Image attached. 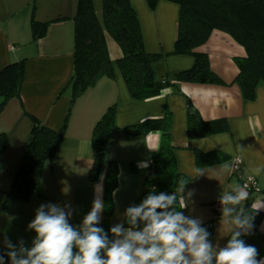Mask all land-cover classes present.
<instances>
[{"label": "crops", "instance_id": "1", "mask_svg": "<svg viewBox=\"0 0 264 264\" xmlns=\"http://www.w3.org/2000/svg\"><path fill=\"white\" fill-rule=\"evenodd\" d=\"M130 3L139 19L144 50L161 55L152 63L154 78H171L190 69L194 63L191 55L173 54L179 6L166 0H159L154 9H150L145 0H130ZM92 4L100 18L102 0H92ZM76 8L77 0H0V70L11 62L24 60L19 97L11 98L0 112V133L13 132L10 136L12 151H6L9 156L2 161L11 178L30 139V116L55 130L66 121L65 133L54 157L44 164L36 194L27 201H12L7 210L0 209V250L7 252L5 238L14 244L22 240L26 247L32 246L35 232L27 226L41 204H70L73 214L69 222L78 226L91 210L94 198L99 195L102 199L104 175L96 182L88 177L94 162L91 133L96 121L112 104H116L115 128L108 137L106 157L118 165V187L113 196L111 227L123 221L125 209L139 195L160 139L159 131L128 136L123 128L145 119L160 118L166 107L171 112V141L178 171L188 178L177 190L181 205L183 199L187 203L182 209L186 216L201 218L209 231L208 223L214 217L213 202L237 185L247 192L250 208L254 203L264 204V86L255 89L253 100H244L240 88L233 83L238 74L233 59L244 57V48L229 34L214 29L208 40L194 51L208 56L211 70L224 85L183 82L179 84L180 93L166 88L158 96L135 100L130 97L116 66L122 51L105 32L113 76L99 78L71 102L67 86L74 67L72 18ZM32 15L39 22L52 21L45 35L36 41L32 40L30 32ZM58 18L62 19L54 20ZM188 101L204 121L225 119L228 131L189 139ZM212 150L227 154L230 160L198 167L195 151ZM236 158L241 161V176L255 178V189L246 187L235 173ZM143 164L147 167H142ZM3 181L0 205L11 184L10 179ZM259 213H262L261 219L256 223L258 214H255V230L247 242L258 249V259L264 257V210ZM212 225L209 239L214 245L225 246L229 236L223 235L226 226L222 225L221 214ZM6 258L5 264H10Z\"/></svg>", "mask_w": 264, "mask_h": 264}, {"label": "trees", "instance_id": "2", "mask_svg": "<svg viewBox=\"0 0 264 264\" xmlns=\"http://www.w3.org/2000/svg\"><path fill=\"white\" fill-rule=\"evenodd\" d=\"M154 9L159 0H145ZM179 6L177 35L173 54L191 55L192 67L176 73L171 78L156 80L152 73V63L160 54L144 50L142 32L137 13L130 0H102L101 17L98 18L92 0H77L74 22V67L68 82L71 102L81 96L103 76H113L112 61L106 48L105 32L118 44L122 56L116 66L132 99L145 100L158 96L164 89L171 88L180 93L183 82L224 85L225 83L210 68L208 56L194 49L204 44L210 33L216 29L229 34L246 55L234 57L238 74L233 83L240 88L244 100H253L255 89L264 84V0H166ZM62 18L54 19L59 20ZM52 21L39 22L32 15L30 32L33 41L44 36ZM24 60L11 62L0 70V112L13 97H19L23 81ZM116 104L110 105L96 121L91 133L94 162L89 170L91 182L99 180L103 174L102 201L104 210L100 227L109 232L110 217L114 212V192L118 187V165L106 157L108 137L115 128ZM31 118L30 139L25 146L20 165L12 177L9 189L4 193L1 210H7L14 200L27 201L36 194L44 164L51 161L64 136L66 121L55 130ZM187 136L198 139L228 131L225 119L204 121L190 101L186 112ZM151 131H159L157 151L152 155L148 172L143 178L142 189L131 205H138L150 192H166L176 195V209L181 210L177 190L188 180L178 171L175 147L171 141V112L166 107L160 118L145 119L123 128L128 136H140ZM9 143L0 134V149ZM198 167L211 166L230 160V156L212 150L202 153L195 151ZM253 190V188H249ZM246 213H251L250 202L244 205ZM214 211V210H213ZM215 213L208 223L212 230L213 222L219 218ZM256 223L262 213H257ZM255 215V214H254ZM255 221V219H254ZM127 227L125 217L122 221ZM254 223V227L256 226ZM255 230V228H253ZM211 234V232H209ZM111 236V233L109 232ZM252 234L242 236L247 243ZM230 237H228L229 239ZM228 241V240H227ZM0 254H4L0 250ZM5 260H7L5 255Z\"/></svg>", "mask_w": 264, "mask_h": 264}, {"label": "clouds", "instance_id": "3", "mask_svg": "<svg viewBox=\"0 0 264 264\" xmlns=\"http://www.w3.org/2000/svg\"><path fill=\"white\" fill-rule=\"evenodd\" d=\"M247 195L237 185L219 197L223 235L230 237L223 247L212 243L201 218L176 209L175 194L150 192L130 205L124 212L128 226L113 225L111 236L99 226L104 210L99 195L78 226L69 222L70 204H41L27 226L35 232L32 246L5 238L7 252L0 254V264L5 255L10 264H264L258 249L241 238L251 234L254 214L264 210V204L254 203L246 213ZM186 207L183 199L181 209Z\"/></svg>", "mask_w": 264, "mask_h": 264}, {"label": "rangeland", "instance_id": "4", "mask_svg": "<svg viewBox=\"0 0 264 264\" xmlns=\"http://www.w3.org/2000/svg\"><path fill=\"white\" fill-rule=\"evenodd\" d=\"M260 86H264V84H262V83H260L259 85H258V87H260ZM20 127H22V125H20ZM11 130V129H10ZM0 134H4V139L9 143V145H8V147H6V148H2V149H0V188H2L1 186H2V184H4V181H3V179H5V180H9L10 179V183H11V181H12V178H11V176L8 174V172L4 169V166L2 165V161H3V159L5 158V156H9L8 154H9V152H6V151H12V145H11V147H10V143H11V141H10V136H11V134L13 135V132L11 133V131H8V132H6V131H4V132H1ZM16 135V134H15ZM13 141H14V137H13ZM14 145V144H13ZM3 152H6V153H4V154H2ZM2 154V155H1ZM3 166V167H2ZM10 185V184H9ZM1 204H2V202H1ZM1 206V205H0ZM1 209V208H0Z\"/></svg>", "mask_w": 264, "mask_h": 264}, {"label": "built area", "instance_id": "5", "mask_svg": "<svg viewBox=\"0 0 264 264\" xmlns=\"http://www.w3.org/2000/svg\"><path fill=\"white\" fill-rule=\"evenodd\" d=\"M241 161L240 159L236 158L234 161V171L236 174H238V177L243 181V184L248 187V188H256V182H255V178L253 176H250L246 179H244L241 174H240V165ZM221 204L219 203V198L215 199V201L212 204V208L214 210V214L215 213H220L221 212ZM254 233V230L252 229L251 234ZM260 259H264V257L260 258Z\"/></svg>", "mask_w": 264, "mask_h": 264}]
</instances>
